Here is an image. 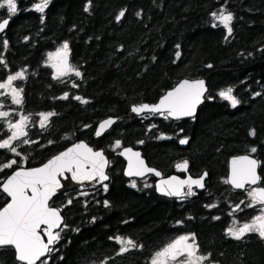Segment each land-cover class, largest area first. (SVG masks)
<instances>
[{
  "label": "trees",
  "instance_id": "trees-1",
  "mask_svg": "<svg viewBox=\"0 0 264 264\" xmlns=\"http://www.w3.org/2000/svg\"><path fill=\"white\" fill-rule=\"evenodd\" d=\"M17 3L18 14L0 35V82L23 71L24 79L16 83L23 90L22 104L6 100L3 108L12 122L18 115L31 122L23 140L11 146L19 155L0 149V168L17 161L0 170V186L15 169L40 165L76 140L102 149L110 160L107 190L105 185L73 190L51 200L67 227H61L59 241L42 261L151 264L168 244L194 235L198 252L208 256L206 264H264L260 236L236 240L226 234L231 221L249 223L252 210L241 202L242 192L224 182L228 159L249 153L259 161L258 189L264 188V0H49L42 13L33 7L42 0ZM221 9L233 16L231 35L213 27L212 13ZM8 15L6 7L0 9V21ZM65 42L70 66L81 75L57 79L47 55ZM184 78L206 79L214 98L193 119L130 115L132 106L157 102ZM229 87L240 101L235 108L219 96ZM66 93L68 98L60 99ZM49 112L56 115L41 128L35 119ZM107 118L116 122L95 139L96 125ZM9 137L0 118V142ZM181 138L188 139L185 148L178 144ZM117 141L120 147L140 149L146 163L164 176L181 175L176 165L184 161L192 176L206 171V191L194 199L172 200L156 195L151 177L126 180L124 163L115 155ZM6 202L0 191V209ZM116 236L137 247L117 255ZM0 251V264H20L12 249Z\"/></svg>",
  "mask_w": 264,
  "mask_h": 264
},
{
  "label": "snow or ice",
  "instance_id": "snow-or-ice-1",
  "mask_svg": "<svg viewBox=\"0 0 264 264\" xmlns=\"http://www.w3.org/2000/svg\"><path fill=\"white\" fill-rule=\"evenodd\" d=\"M49 0H42V3L35 4L34 10L37 12H44L48 7ZM6 7L8 18L2 19L0 22V33H3L8 27L11 17L15 16L19 12L17 0H0V9ZM85 11H88L87 6ZM124 12H121L117 17V21L123 17ZM214 20L218 21L228 32L232 33L230 24L233 20L231 13L225 14V11L221 9L219 15L212 13ZM213 27H217V24H213ZM4 47L7 48L8 41H3ZM68 52L69 45L65 42L61 49L55 54L49 55V60L53 58L57 59V63L51 65L56 69L54 78H59L74 72L76 76H80L81 73L71 68L68 64ZM179 58V53H177ZM0 63H4L0 60ZM210 67V65H209ZM17 79H24V72H17L15 75H9L7 80L0 83V89L11 88L12 102L14 104H22L21 92L22 89L13 88L12 82ZM206 91L204 82L202 80L195 82H183L174 91L169 92L164 98H162L157 105L149 106L147 104L139 107H133L132 111L137 115L143 112L159 113L164 116L165 119L173 118L180 119L182 117H194L197 104L201 103V97ZM233 89L229 87L227 90L220 91L219 96L230 102L233 108L237 107L240 101L232 95ZM255 95L259 96L260 93ZM66 93L60 99H67ZM76 100H80L82 103L87 101L81 100V97L76 96ZM7 112H0V117H6ZM40 127L44 128L51 116L56 115L54 112L40 113ZM28 116L21 118L19 123L10 124L11 129L16 131L12 132L9 139L0 142V149L9 148L11 152L16 153L14 147H10L11 141L18 139L20 136L27 135L24 132V125L28 121ZM115 123L114 120L109 119L104 121L96 132L97 136H100L102 132ZM155 127V126H153ZM255 130L250 132V135L255 136ZM161 139L165 137L161 136ZM29 141L25 140L24 143ZM187 139H181V144H186ZM143 143V141H141ZM116 147H120V142H116ZM253 153L257 151L255 147L251 149ZM130 154L137 158L138 167H134L131 162L129 164V170L126 175L128 176H141L145 172L154 171L152 169L144 167V162L139 159V153H132L131 149H126L123 154ZM19 155V153H16ZM83 160H90L92 171L88 173H81V165ZM17 161L12 160L2 165V168H10L16 164ZM108 163L101 152L93 153L91 149L86 148L83 144H78L74 148H70L68 151L55 157L49 161L48 164L39 169H33L31 171H17L12 175L7 183L3 185V191L11 197V203H9L2 211H0V247L12 246L17 254L16 258L23 264H36L37 260L45 256L46 253H50L53 249L50 247L54 245L60 239V232H53L55 228H61L63 221L58 209L49 206V199L55 194L56 189L60 187L59 182L56 180L58 174H62L65 171L73 172V179L75 180H94L99 177L100 181L108 179V176L104 173V166ZM258 161L250 159L248 156H243L232 161V176L230 179L225 180V183H230L234 188H243L245 183L256 184L260 177L257 175L256 169ZM178 170L185 171L188 168V162L184 161L181 164L176 165ZM0 168V170H2ZM156 175H159L157 172ZM205 176L207 173L204 174ZM162 185H168L165 189L162 186H158V190L165 196H194L195 192L192 190V186L195 185L198 188H204L203 177L200 179H188L178 180L173 177L171 180L162 181ZM135 187V182H133ZM187 186V191L182 192L181 189ZM31 190V195L26 193V190ZM105 190L107 186L105 185ZM86 194V193H85ZM248 195L252 198L254 206L255 203L264 204V188L253 189L248 192ZM71 201H69L70 203ZM108 206V202L105 201V207ZM209 207H215L210 205ZM264 213V208L261 209ZM46 226L45 229H41V226ZM67 227L66 225H63ZM38 230L44 231L48 236L47 242L43 241L38 234ZM256 232L260 238L264 239V215L257 216L253 219L251 224L245 223L238 229L229 228L227 235L231 238L240 240L246 233ZM111 239V238H110ZM116 243L121 247L117 252V255H122L132 248L137 247L136 243L130 239H122L119 236L115 238ZM191 240L192 243L188 241ZM198 246L195 243V236H181L179 239L168 244L163 250L157 252L152 259L151 264H166L168 260H177L179 256H186L187 259L181 261L180 264H202L204 260L208 259V256L197 255ZM41 264H45L41 261ZM102 264H107L106 261Z\"/></svg>",
  "mask_w": 264,
  "mask_h": 264
},
{
  "label": "water",
  "instance_id": "water-1",
  "mask_svg": "<svg viewBox=\"0 0 264 264\" xmlns=\"http://www.w3.org/2000/svg\"><path fill=\"white\" fill-rule=\"evenodd\" d=\"M2 22V20L0 21ZM2 33H0L1 35ZM68 59V64L70 65V61H69V55L67 57ZM202 80L204 82V87L206 89V91L204 92L203 96L201 97V103L197 104L196 106V111H195V115L194 117L196 116L197 114V111L199 109V107L203 104H206V103H213L214 102V98L211 97L209 94H208V86H207V81L206 79L204 78H196V79H188V78H184L182 80H180L176 85H174L172 88H170L169 90H167L162 96H164L168 91H171V90H174L177 86H180L183 82L185 81H188V82H195V81H200ZM161 96V97H162ZM160 97V98H161ZM159 98V99H160ZM159 99L157 102L155 103H141V104H138V105H135V106H132L131 109H130V115H133V116H141L143 114H153V113H150V112H143L139 115H137L136 113H134L132 111V108L133 107H139L141 105H149V106H153V105H157L158 102H159ZM159 113H155V115H158ZM194 117H182L180 119H173V118H168L169 120L171 121H180V120H190V119H193ZM109 119H112L116 122V119L115 118H107V119H104L102 121H100L96 127H95V133H94V138L97 139L99 137H101L105 132H107L112 126H108L100 136H97L96 135V132L97 130L99 129V126L106 120H109ZM182 139H187V138H182ZM181 140V139H180ZM180 140L178 142L179 146L181 148H185L187 143L186 144H181L180 143ZM188 141V139H187ZM78 144H83L86 148L88 149H91L93 153L95 152H101L104 159L106 161H108V163L104 166V173L108 176V179L107 180H104V181H100L99 180V177H96V179L94 180H75L73 179V172H75V168H73L72 171H65L63 172L62 174H58L56 176V180L59 182L60 184V187L56 189V192L55 194L49 199L48 201V204L50 206V202L53 198L61 195V194H64L66 192H69V191H78V192H84V191H93V190H96L100 187H102L103 185H106L109 183L110 181V176L108 174V169H109V165H110V161H109V156L102 150V149H95L92 145H90L89 143H87L86 141L84 140H76L74 142H72L70 145H68L66 148H64L63 150L59 151L58 153H56L55 155H53L52 157H50L49 159H47L44 163L40 164V165H37V166H33V167H19L17 169H15L14 171H12L10 173V175L3 181V183L1 184L0 186V191L6 196L7 198V202L6 204L0 209V211H2L9 203H11V197L3 191V185H5L8 181V179L15 174V172L17 171H31L33 169H39V168H42L44 167V165L48 164L49 161L53 160L55 157L61 155L62 153L68 151L70 148H74L76 145ZM126 149H131V152L132 153H139V159L142 160L144 162V167L146 168H149V169H152L154 171H150V172H145L143 175L141 176H128L126 175L127 171L129 170V164L131 162V164L134 166V167H138V164H137V158L135 156H131L130 154H121V153H125V150ZM116 157L120 158L123 163H124V167H123V170H122V174H123V177L130 181V180H143L147 177H152L154 179V183H153V187H154V191L156 193V195L160 196V197H163V198H167V199H172V200H190V199H194L198 196L199 193H202L204 191H206V188H207V181H208V173L206 171H203L201 172L199 175L197 176H192L189 172H184L182 173L181 175L179 174H171V175H168V176H164L160 171H158L157 169L153 168V167H150L147 163H146V160L144 159V157L142 156V152L140 149H137V148H133V147H130V146H121L115 153ZM243 156H248L250 159H255L258 161V159L256 157H254L253 155H250L248 153L246 154H237V155H233L231 156L228 161H227V177H226V180L230 179L231 176H232V161L234 159H237L238 157H243ZM129 160V163H127V160ZM231 162L230 166H229V163ZM92 171V166H91V162L90 160H83L82 161V165H81V173H88V172H91ZM159 173V175H156V173ZM256 172H257V175L260 177L259 175V161H258V166H257V169H256ZM207 173V175L205 176L204 174ZM173 177H176L178 180H184L185 178H190V179H200L201 177H203V184H204V188H198L196 187L195 185L192 186V190L193 192L196 193V195L194 196H181V197H177V196H165L162 194L161 191L158 190V186H162L164 187L165 189L168 187V185H162V181H167V180H171ZM259 181L260 179L258 180V182L256 184H250V183H245L244 187L243 188H240V189H237V188H234L232 184L230 183H227V185L235 190V191H239V190H244L246 187H255L259 184ZM187 191V188L182 191V192H186ZM26 193L28 195H31V190L30 189H27L26 190ZM52 207V206H50ZM52 208H55V207H52ZM57 209V208H55ZM59 210V209H58ZM60 212V210H59ZM60 216L62 217V221H63V224H64V217L62 216L61 212H60ZM62 224V226H63ZM61 226V227H62ZM46 226H41V229H45ZM61 228H55L53 229V232H57V231H60ZM38 234L40 235L41 239L45 242H47V239H48V236L45 235L44 231L42 230H38ZM59 241V240H58ZM54 245H51L50 247L52 248ZM2 248H10L13 250L14 252V258H15V261L17 263H20V264H23V262H20L17 260L16 256V252H15V249L14 247L12 246H4V247H0V249ZM49 253H46L45 256L41 257L40 260H37L36 261V264H39L42 260H44L47 255ZM97 264H102V263H97Z\"/></svg>",
  "mask_w": 264,
  "mask_h": 264
},
{
  "label": "rangeland",
  "instance_id": "rangeland-1",
  "mask_svg": "<svg viewBox=\"0 0 264 264\" xmlns=\"http://www.w3.org/2000/svg\"><path fill=\"white\" fill-rule=\"evenodd\" d=\"M219 13H220V11H219L217 14L219 15ZM225 14H227L226 11H225ZM214 23L217 24V26H221V27H223L222 25L219 24L218 21L214 20V18H213V24H214ZM231 23H232V22H231ZM230 27H231V24H230ZM223 28H224V27H223ZM225 30H226V29H225ZM226 31H227V30H226ZM61 48H62V47L58 48L57 50H55V51H53V52L48 53V55H47V65L51 68V70L53 71L54 74H55V72H56V69L53 68L51 65L56 64V63H57V59H56V58H53L52 60H49V55H50V54H55V53H56L59 49H61ZM15 74H16V73H15ZM15 74H12V75H15ZM71 74H74V72H69L68 74H66V75H64V76L71 75ZM7 77H8V76H7ZM7 77H6L5 79H3L0 83L5 82V81L7 80ZM18 80H19V79L13 81L11 87H13V88H17V87H16V83H17ZM17 89H18V88H17ZM18 90H19V89H18ZM6 100H9V101L12 102L11 88H9V89H0V112H6L5 109L3 108L4 101H6ZM12 103H13V102H12ZM13 104H14V103H13ZM7 113H8V112H7ZM143 115H145V114H143ZM141 116H142V115H141ZM22 117H23V116H19V115H18V117L16 118V120H15L14 122H12L13 117L11 116L10 113H8V115H7L6 117H0V118H3V120H5L6 123H7V125H8V129H9V132H10V137H11V135H12V132H13V131H16L15 129H11V128H10V124L19 123V121L21 120ZM40 120H41V117H40V115H39V116L36 117L35 121L38 122V123H40ZM30 122H31V118H29L28 121L26 122V124L24 125V129H23L24 132H26L27 126H28V124H29ZM10 137H9V138H10ZM9 138H8V139H9ZM23 138H24V136H20L18 139H16V140H12V141H11V145H10V147L13 146L14 143L23 140ZM248 154H249V153H248ZM132 184H133V183H132ZM257 187H258V186H255V187H246L244 190H239V192H242V193L240 194L241 202H242V203H245V202H246L247 205L253 204L252 198L248 195V192L251 191V190H253V189H257ZM248 208H250V209L252 210L251 221H250L248 224H251L252 221H253V219H254L255 217H257V216H261V215H264V213L261 212V209L264 208V204L255 203L254 206H252V207H249V206H248ZM235 219H236V218H235ZM242 223H243V222H242ZM243 225H244V224L238 225V221H237V219H236L235 221H231V222L229 223V226H228V228H227V231H228V229H229L230 227H231V228H234V229H238V228L242 227ZM227 231H226V233H227ZM229 237H230V236H229ZM178 239H179V238H178ZM176 240H177V239H176ZM263 240H264V239H263ZM188 242H189V243H192L191 240H189ZM162 250H163V249H162ZM197 255H201V254L198 252V250H197ZM154 256H155V255H154ZM154 256H153V257H154ZM153 257L151 258V262H152ZM186 259H187L186 256H179V257L177 258V260H175V261H173V260H168V261L166 262V264H180L181 261H184V260H186ZM206 261H207V260H204V261L202 262V264H206Z\"/></svg>",
  "mask_w": 264,
  "mask_h": 264
},
{
  "label": "bare ground",
  "instance_id": "bare-ground-1",
  "mask_svg": "<svg viewBox=\"0 0 264 264\" xmlns=\"http://www.w3.org/2000/svg\"><path fill=\"white\" fill-rule=\"evenodd\" d=\"M178 87H179V86H177L176 88H178ZM176 88H175V89H176ZM175 89H174V90H175ZM174 90L168 91L164 96H162V97L159 99V102H160V100H161L162 98H164L169 92H172V91H174ZM159 102H158V104H159ZM236 121H237V120H236ZM238 158H240V157H238ZM238 158H237V159H238ZM126 160H127V163H129V160H128V159H126ZM230 164H231V162L229 163V166H230ZM188 179H190V178L187 177V178H185L184 180H188ZM182 181H183V180H182ZM186 188H187V186H185L184 188H182L181 191H184Z\"/></svg>",
  "mask_w": 264,
  "mask_h": 264
},
{
  "label": "flooded vegetation",
  "instance_id": "flooded-vegetation-1",
  "mask_svg": "<svg viewBox=\"0 0 264 264\" xmlns=\"http://www.w3.org/2000/svg\"><path fill=\"white\" fill-rule=\"evenodd\" d=\"M251 233H255V234H257L256 232H251ZM250 233H246L245 235H244V237H246V236H248ZM258 235V234H257ZM259 236V235H258ZM244 237H242V238H244ZM241 238V239H242ZM233 239V238H232ZM196 243V242H195ZM198 250V249H197ZM0 253H2V251H0Z\"/></svg>",
  "mask_w": 264,
  "mask_h": 264
}]
</instances>
